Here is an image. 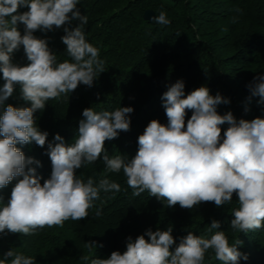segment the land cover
<instances>
[{"label":"clouds","instance_id":"obj_1","mask_svg":"<svg viewBox=\"0 0 264 264\" xmlns=\"http://www.w3.org/2000/svg\"><path fill=\"white\" fill-rule=\"evenodd\" d=\"M78 3L79 0H0V73L5 81L0 88V103L19 84L22 99L31 105H8L0 116V189L22 177L8 202L0 205V233L30 235L45 227H63L69 219L88 218L101 191L121 190L119 183L107 178V173L121 170L133 196L147 191L169 208L178 204L191 210L202 202H213L221 208L232 204L235 193L237 206L230 209L231 229L247 233L264 228V119L237 121L231 112L219 115L217 105L227 104L228 100L219 94L210 95L206 86L185 97L183 81L172 84L162 96L168 123L152 120L138 137V151L131 160L121 155L110 156L105 142L129 130L133 108L102 112L84 109L85 119L80 121L75 143L66 146L57 134L55 140L59 143L48 145L52 172L41 184L35 168L27 167L34 163L33 159L26 158L16 145L35 142L43 147L48 133L38 129L34 113L43 110L48 100H59L80 84L91 87L104 71L99 48L86 40L84 26L88 17L81 14ZM22 6L28 11L20 14L18 8ZM72 20H79V26L65 27L62 37L71 59L58 62L47 41L33 33L60 28ZM152 21L159 25L170 23L164 11L152 17ZM18 22L25 26L23 35ZM21 45L30 61L27 66L12 63L11 54ZM249 87L253 95L264 101V76L257 77L254 87ZM186 110L192 112L187 123ZM225 123L229 127L222 135L220 126ZM101 157L105 175L98 183L92 177L85 182L76 174L77 169ZM95 214L98 217L101 212L97 210ZM219 228L220 222L213 220L208 231H216L210 238L189 232L174 250L171 226L164 231L149 229L134 241L129 237L122 254L113 251L106 259H91L90 264H204L209 250L223 264L247 260L248 256L237 248L242 242L237 239L229 244ZM96 246L95 242L85 243L90 251ZM80 259L90 258L82 255ZM0 264H35V260L10 250Z\"/></svg>","mask_w":264,"mask_h":264},{"label":"trees","instance_id":"obj_2","mask_svg":"<svg viewBox=\"0 0 264 264\" xmlns=\"http://www.w3.org/2000/svg\"><path fill=\"white\" fill-rule=\"evenodd\" d=\"M77 8L88 17L84 26L86 40L99 48L104 71L91 87L80 84L67 96L48 100L43 110L34 113L38 129L48 133L43 147L35 142L16 145L26 158L33 159L34 163L27 167L35 168L41 184L52 172L48 145L59 143L55 140L57 134L66 146L73 145L86 108L96 112L133 108L129 130L106 141L105 150L110 156L134 158L138 137L147 125L154 119L164 125L168 123L162 96L177 81L184 82L185 97L206 86L210 95L219 94L228 100L227 104L217 105L219 115L231 112L237 121L264 119V101L253 95L249 87H254L257 77L264 76V0H79ZM145 9L153 10L155 15L164 11L170 23L159 25L152 19H144ZM26 11L25 6L18 8L20 14ZM79 24V20H72L50 31L36 30L33 35L46 40L57 61L63 62L71 59L62 42L64 28ZM17 27L23 35L25 26L18 22ZM11 59L18 66L30 63L22 45L11 54ZM4 83L0 73V88ZM8 105L31 106L22 99L19 84L0 103V116ZM191 115V110H186L185 123ZM220 127L223 135L229 125ZM76 174L85 182L92 177L98 183L105 175L102 157L77 169ZM107 178L119 183L121 190L101 191L88 218L69 219L63 227H45L30 235L0 233V259L15 250L34 258L35 264H90L91 259H106L113 251L122 254L129 237L134 241L149 229L164 231L169 226L173 229L174 250L189 232L210 238L216 230L209 232L208 228L216 220L220 222L217 230L225 232L229 244L237 239L242 242L237 245L238 251L248 259L241 258L238 264H264V228L244 233L230 227L233 219L230 209L237 206L235 193L232 204L221 208L213 202H202L191 210L178 204L169 208L147 191L133 196L122 170L107 173ZM20 179L16 177L0 189V205L8 202ZM97 210L101 212L98 217ZM86 242H95L97 246L90 251ZM82 255L89 256V261L81 260ZM204 264L223 262L215 260L209 250Z\"/></svg>","mask_w":264,"mask_h":264},{"label":"water","instance_id":"obj_3","mask_svg":"<svg viewBox=\"0 0 264 264\" xmlns=\"http://www.w3.org/2000/svg\"><path fill=\"white\" fill-rule=\"evenodd\" d=\"M154 16H155V13L151 9H145L143 12V18L146 20H151L152 17H154Z\"/></svg>","mask_w":264,"mask_h":264}]
</instances>
